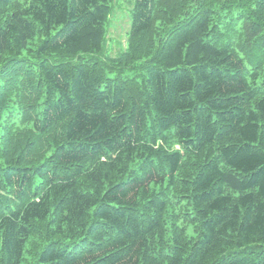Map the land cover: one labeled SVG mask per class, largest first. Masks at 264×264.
<instances>
[{"label": "trees", "instance_id": "trees-1", "mask_svg": "<svg viewBox=\"0 0 264 264\" xmlns=\"http://www.w3.org/2000/svg\"><path fill=\"white\" fill-rule=\"evenodd\" d=\"M0 0V264H264V0Z\"/></svg>", "mask_w": 264, "mask_h": 264}, {"label": "rangeland", "instance_id": "rangeland-1", "mask_svg": "<svg viewBox=\"0 0 264 264\" xmlns=\"http://www.w3.org/2000/svg\"><path fill=\"white\" fill-rule=\"evenodd\" d=\"M135 0H115L110 21L108 51L118 54L126 45L132 25Z\"/></svg>", "mask_w": 264, "mask_h": 264}]
</instances>
